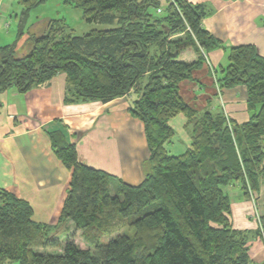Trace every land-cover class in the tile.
<instances>
[{
    "label": "trees",
    "instance_id": "trees-1",
    "mask_svg": "<svg viewBox=\"0 0 264 264\" xmlns=\"http://www.w3.org/2000/svg\"><path fill=\"white\" fill-rule=\"evenodd\" d=\"M21 1L27 4L23 25L44 0ZM65 3L81 9L86 21L110 27L74 35L64 19H51L45 32L29 34L28 51L19 53L21 25L15 42L0 46V93L12 87L26 93L59 72L66 73V104L107 103L133 92L129 113L144 123L150 150L146 177L131 185L87 166L62 131L52 132V151L72 172L59 223L71 221L74 229L62 244L53 226L33 219L27 200L0 189V264H250L247 233L233 228L223 188L239 181L249 195L264 181V56L253 44L227 47L203 27L206 7L188 0ZM179 33L185 37L173 39ZM188 47L200 53L196 62L173 52ZM218 48L228 53V65L215 70L220 89L246 87L250 118L244 123L222 110L199 112L180 93L204 53ZM178 114L188 119L192 144L170 155L165 145ZM115 219L127 220L134 235L101 241L94 231ZM77 231L94 251L78 246Z\"/></svg>",
    "mask_w": 264,
    "mask_h": 264
},
{
    "label": "crops",
    "instance_id": "crops-1",
    "mask_svg": "<svg viewBox=\"0 0 264 264\" xmlns=\"http://www.w3.org/2000/svg\"><path fill=\"white\" fill-rule=\"evenodd\" d=\"M188 1L206 7L203 27L227 47L253 44L264 56V0ZM7 13L8 6L1 4L0 32L11 26ZM184 37L179 33L173 39ZM28 38L25 33L18 43L19 50ZM173 52L188 63L200 57L194 47ZM204 54L205 60L193 70V78L180 83L182 97L199 112L222 110L238 123L248 121L246 87L220 89L216 82L215 70L228 65V53L218 48ZM66 87V73L59 72L26 93L13 87L0 93V189L27 200L34 209L33 219L53 226L52 232L57 231L53 234L58 237L74 229L71 221L59 223L72 172L52 151V132L65 134L76 146L81 163L131 185L145 180V163L150 157L144 123L129 113L133 92L107 103L66 104ZM187 124L184 114L170 120L175 130L165 145L170 155H181L191 147V128ZM223 189L230 199L233 228L247 233L250 264H264V181L249 195L239 181Z\"/></svg>",
    "mask_w": 264,
    "mask_h": 264
},
{
    "label": "rangeland",
    "instance_id": "rangeland-1",
    "mask_svg": "<svg viewBox=\"0 0 264 264\" xmlns=\"http://www.w3.org/2000/svg\"><path fill=\"white\" fill-rule=\"evenodd\" d=\"M8 6V17L10 27H6L0 32V45L12 44L22 25V16L26 10L27 4H24L21 0H0V5L3 4ZM63 18L71 27L74 35H81L85 32L91 31L92 29H104L110 27L108 25L96 22H88L84 18L83 11L79 8H75L65 3V0H44L30 8L26 22L22 25L23 30L27 34H40L46 31L47 25L51 19ZM23 49L19 53H25L28 51V43L23 45ZM19 49V48H18ZM115 194L116 190L112 189ZM98 234L101 241L106 242L110 237L116 236L118 233H128L134 235V230L127 226V220L115 219L110 226L105 230L94 231ZM52 233H57L54 231ZM62 233V232H58ZM68 233L61 235L60 242L63 244L66 240ZM75 241L82 249L90 248L94 251V248L85 240L81 231H77ZM61 249V248H60ZM60 249H42L37 248L38 251H45L49 253L60 252ZM13 264H19L14 262Z\"/></svg>",
    "mask_w": 264,
    "mask_h": 264
},
{
    "label": "built area",
    "instance_id": "built-area-1",
    "mask_svg": "<svg viewBox=\"0 0 264 264\" xmlns=\"http://www.w3.org/2000/svg\"><path fill=\"white\" fill-rule=\"evenodd\" d=\"M205 55V54H204Z\"/></svg>",
    "mask_w": 264,
    "mask_h": 264
}]
</instances>
